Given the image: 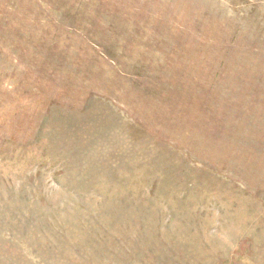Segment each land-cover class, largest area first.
<instances>
[{"label":"rangeland","instance_id":"1","mask_svg":"<svg viewBox=\"0 0 264 264\" xmlns=\"http://www.w3.org/2000/svg\"><path fill=\"white\" fill-rule=\"evenodd\" d=\"M0 264H264V0H0Z\"/></svg>","mask_w":264,"mask_h":264}]
</instances>
